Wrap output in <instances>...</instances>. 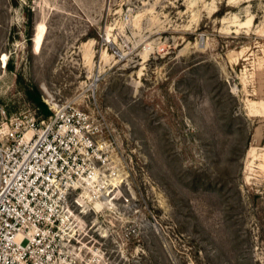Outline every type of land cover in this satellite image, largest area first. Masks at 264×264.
I'll return each instance as SVG.
<instances>
[{"label": "rangeland", "instance_id": "rangeland-1", "mask_svg": "<svg viewBox=\"0 0 264 264\" xmlns=\"http://www.w3.org/2000/svg\"><path fill=\"white\" fill-rule=\"evenodd\" d=\"M28 83L105 119L91 264H264V0H0V122Z\"/></svg>", "mask_w": 264, "mask_h": 264}, {"label": "built area", "instance_id": "built-area-1", "mask_svg": "<svg viewBox=\"0 0 264 264\" xmlns=\"http://www.w3.org/2000/svg\"><path fill=\"white\" fill-rule=\"evenodd\" d=\"M76 100L0 122V264H91L80 227L110 185L112 143Z\"/></svg>", "mask_w": 264, "mask_h": 264}, {"label": "trees", "instance_id": "trees-1", "mask_svg": "<svg viewBox=\"0 0 264 264\" xmlns=\"http://www.w3.org/2000/svg\"><path fill=\"white\" fill-rule=\"evenodd\" d=\"M213 64H214L216 71H217L216 80H217L218 84L225 87L228 95L233 100H235L236 97L233 96L232 92L230 91L229 87L227 86L226 81H224L221 78L217 64L216 63H213ZM8 67L10 70L15 69V66L13 65L12 61H10L8 63ZM18 77H20L19 79H21L22 75L18 74ZM24 91H25L26 96L28 97V99L32 103L34 110L37 112V115L39 117L47 118L50 115H52L53 111L50 109L49 105L43 100L42 93H41L40 89L35 84L28 83L25 86ZM230 118H231L230 119L231 122L236 121V120H246V122H248L247 117L242 113H238V111L231 113Z\"/></svg>", "mask_w": 264, "mask_h": 264}]
</instances>
